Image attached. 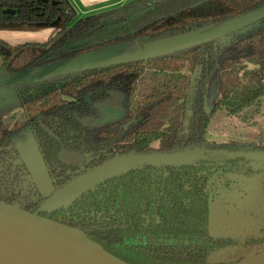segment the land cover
<instances>
[{
    "label": "trees",
    "instance_id": "obj_1",
    "mask_svg": "<svg viewBox=\"0 0 264 264\" xmlns=\"http://www.w3.org/2000/svg\"><path fill=\"white\" fill-rule=\"evenodd\" d=\"M134 1L145 10L142 15L112 9L78 18L67 0H0V23L59 21L43 41L11 44L0 38V77L117 44L132 51L264 6V0ZM11 88L14 99L8 108H0V201L36 212L50 194H42L27 176L10 138L4 116L18 109L37 139L52 192L116 156L149 152L153 141L159 142V152L199 145L264 149L205 139L213 113L223 105L239 113L261 109L264 18L162 57ZM101 104L123 109L125 116L96 123ZM63 152L83 157L67 161ZM225 161L223 165L206 157L182 165L146 164L104 179L65 207L38 213L79 230L130 264H207L211 254L227 248L240 253L238 261L247 252L264 251V219L233 207L215 214L209 202L218 188L210 178L218 169L246 174L261 170L240 160Z\"/></svg>",
    "mask_w": 264,
    "mask_h": 264
},
{
    "label": "water",
    "instance_id": "obj_2",
    "mask_svg": "<svg viewBox=\"0 0 264 264\" xmlns=\"http://www.w3.org/2000/svg\"><path fill=\"white\" fill-rule=\"evenodd\" d=\"M144 12L138 11L134 16ZM263 18L264 6L213 26L148 41L133 51H126L124 44H118L10 73L0 77V85L33 84L52 76L162 57L237 32ZM99 110L102 115L97 121L99 124L118 120L125 115V111L108 105H100ZM207 155L264 161V149H207L204 145L199 149L188 147L171 152L123 154L73 177L55 189L40 204L38 211L65 207L83 191L130 169L146 164H190ZM38 211L30 212L18 205L0 201V243L32 252L54 264H130L107 252L79 230L41 216ZM215 264H264V251H250L238 261Z\"/></svg>",
    "mask_w": 264,
    "mask_h": 264
},
{
    "label": "rangeland",
    "instance_id": "obj_3",
    "mask_svg": "<svg viewBox=\"0 0 264 264\" xmlns=\"http://www.w3.org/2000/svg\"><path fill=\"white\" fill-rule=\"evenodd\" d=\"M130 2H132V5L127 9L126 6ZM113 9L118 10L117 12L120 15L130 14L133 17L141 9V6L134 0H130L117 5ZM92 14L94 13L77 15V17L82 18ZM53 23L59 24V21L56 20ZM8 24L9 27L6 29L1 27L3 23H0V38L11 44L22 43L27 40L43 41L46 39L43 34H31L26 29L27 23L25 22ZM11 87L10 84L0 85V108H8L10 102L14 99L15 92ZM260 107L259 112H252V110L247 112L245 110L239 113L232 110L233 107L230 105H223L211 117L205 134L206 141L217 145L236 143L264 146V97L260 101ZM4 119L9 123L10 138L18 151L19 160L29 173L27 176L30 177L42 194H51L53 190L51 178L45 169L37 139L28 126L22 110L18 109L15 113H7ZM158 146V141L151 142L150 153H158ZM201 146L203 145L194 148L199 149ZM189 148L193 149V147ZM62 157L67 161H79L83 156L63 152ZM244 164L261 171L251 174L238 170L225 173L215 172L210 182L214 180V185L218 188V195L210 200L209 206L217 214H222L224 206H230L235 208L237 212L244 211L258 219H264V188L262 187L264 161L249 160ZM239 256L240 253L238 254L234 248L223 249L211 254L208 258V264L235 262Z\"/></svg>",
    "mask_w": 264,
    "mask_h": 264
},
{
    "label": "crops",
    "instance_id": "obj_4",
    "mask_svg": "<svg viewBox=\"0 0 264 264\" xmlns=\"http://www.w3.org/2000/svg\"><path fill=\"white\" fill-rule=\"evenodd\" d=\"M126 1H130V0H67V2L71 5V7L77 13L78 16L82 14L84 15L89 13L95 14V13L105 12L117 7V5L124 3ZM57 25L58 24L55 23H34V24L27 23L26 29L29 32H31V34L33 35L43 34L45 35V38H47ZM1 27L8 29L9 24L3 23ZM27 41H33V40H27Z\"/></svg>",
    "mask_w": 264,
    "mask_h": 264
},
{
    "label": "bare ground",
    "instance_id": "obj_5",
    "mask_svg": "<svg viewBox=\"0 0 264 264\" xmlns=\"http://www.w3.org/2000/svg\"><path fill=\"white\" fill-rule=\"evenodd\" d=\"M0 264H54L32 252L0 243Z\"/></svg>",
    "mask_w": 264,
    "mask_h": 264
},
{
    "label": "flooded vegetation",
    "instance_id": "obj_6",
    "mask_svg": "<svg viewBox=\"0 0 264 264\" xmlns=\"http://www.w3.org/2000/svg\"><path fill=\"white\" fill-rule=\"evenodd\" d=\"M142 8V7H141ZM139 11H145V10H139ZM106 12V11H105ZM101 13V12H100ZM77 14V13H76ZM96 14V13H95ZM92 15H94V14H92ZM128 15H130V14H128ZM135 15V14H134ZM139 16V15H138ZM88 17V16H87ZM133 17H135V16H133ZM107 21H111L110 19H107ZM57 26H59V24L57 25ZM145 44V43H144ZM118 45V44H117ZM113 46V45H112ZM140 47H142V46H140ZM140 47H138V48H140ZM137 49V48H136ZM125 50H126V48H125ZM135 50V49H134ZM126 51H128V50H126ZM133 51V50H132ZM149 60V59H148ZM144 61H146V60H144ZM137 62V61H136ZM101 105H108V106H112V107H115V108H118V107H116V106H113V105H109V104H101ZM99 106L100 105H98V109H99ZM118 109H120V108H118ZM121 110H123V109H121ZM123 111H125V110H123ZM101 113V112H100ZM126 113V112H125ZM125 116V115H124ZM123 116V117H124ZM122 117V118H123ZM102 118V115H101V117L99 118V119H101ZM98 119V120H99ZM121 119V118H120ZM98 120H96V123H97V121ZM114 121V120H113ZM112 122V121H111ZM108 123V122H107ZM217 149H219V148H217ZM220 149H223V148H220ZM228 150V149H227ZM206 158V157H205ZM207 158H209V159H211V160H214V161H216V162H221V164H225L226 165V162L227 161H225V160H227V159H230V160H240L239 162H240V164L241 165H245L244 164V162H246V161H248V160H245V159H238V158H236V159H232V158H225V157H222L221 155H215V156H209V155H207ZM244 160V161H243ZM229 171H233V170H220V169H218V170H216V171H214L213 173H212V175L216 172H223V173H225V172H229ZM218 175H220V174H218ZM213 177V176H212ZM211 177V178H212ZM210 178V179H211ZM228 181V180H227ZM212 184H215L214 183V180H213V182H211ZM218 190V189H217ZM227 207H230V206H224L223 208H222V210H224L225 208H227ZM223 213V212H222Z\"/></svg>",
    "mask_w": 264,
    "mask_h": 264
}]
</instances>
